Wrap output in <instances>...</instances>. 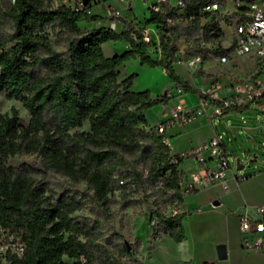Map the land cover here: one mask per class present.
<instances>
[{
	"label": "trees",
	"instance_id": "trees-1",
	"mask_svg": "<svg viewBox=\"0 0 264 264\" xmlns=\"http://www.w3.org/2000/svg\"><path fill=\"white\" fill-rule=\"evenodd\" d=\"M52 0H5L0 4V92L21 101L30 114L27 125L16 111L0 112V224L24 237L26 248L18 264H111L109 250L93 224L74 220L80 207L73 194L53 200L35 191L31 167L10 165L17 154L38 155L44 166L74 182L86 181L98 200L127 182L164 197L166 203L152 213L156 222L146 233L150 238L168 234L178 242L184 238L181 223L185 211L170 216L174 204L183 206L179 180L183 173L171 162L164 131L147 127L144 111L167 103L170 91L152 98L148 89H130L133 74L119 79L118 67L130 56L147 66L166 69L176 87L199 92L173 68L176 41L184 39L190 53L203 52L199 12L206 3L224 0H191L196 17L167 23L166 13H151L147 19L160 28L156 44L142 40L135 26L117 31L105 24L92 25L98 15H85ZM49 31L55 35L51 42ZM137 34V40L133 38ZM125 40L123 53L105 55L102 45ZM150 51L159 52L153 58ZM87 120L88 130H78ZM123 242L121 250L129 253ZM64 257L71 259L64 260ZM208 264V263H205Z\"/></svg>",
	"mask_w": 264,
	"mask_h": 264
},
{
	"label": "built area",
	"instance_id": "built-area-1",
	"mask_svg": "<svg viewBox=\"0 0 264 264\" xmlns=\"http://www.w3.org/2000/svg\"><path fill=\"white\" fill-rule=\"evenodd\" d=\"M14 2V0H9ZM139 3L151 13H166L167 23L187 21L195 18L194 9L190 8L191 0H138ZM116 5L112 0H63V3L73 10L85 15H98L102 19L91 20L90 24H104L117 31L128 29L130 21L125 17V12L131 10L135 0H117ZM120 2V3H119ZM199 12H208V16L201 15L200 24L213 19L216 25H209L203 36L201 29L200 45L206 48L207 56H213L217 62L229 61L232 55H248L254 58L251 71L244 76H234L228 82H221L218 78L208 81L206 89L197 93V104L190 107L179 100L167 106L168 112L165 120L160 122L158 131H165L169 124L185 123L200 114L214 117L225 111L250 108L257 106L264 111V0H224L206 3ZM148 18L139 26H135L143 41L155 43L159 50L160 28L154 26V32L147 25ZM137 40V34L133 33ZM175 55L172 64H183L192 74L196 73L206 57L203 52L190 53L189 45L184 39L175 43ZM185 93L182 87H176V95ZM172 95V92H170ZM174 95V94H173ZM208 108H211L208 110ZM208 153V157L204 154ZM192 158L201 165V171H193L188 175L183 174L179 180L181 193L188 194L215 182H225L226 172L229 168V158L219 135L212 136L206 142L195 147L183 150L171 157L172 163L179 160ZM211 160L212 164L207 165ZM184 211L181 204L172 205L167 214L178 215ZM255 215L249 213L238 214L240 226V241L242 248L257 253H264V204H256ZM156 217L152 218V224ZM26 241L23 236L8 226L0 224V264H18L17 260L24 255ZM202 264V263H199Z\"/></svg>",
	"mask_w": 264,
	"mask_h": 264
},
{
	"label": "rangeland",
	"instance_id": "rangeland-1",
	"mask_svg": "<svg viewBox=\"0 0 264 264\" xmlns=\"http://www.w3.org/2000/svg\"><path fill=\"white\" fill-rule=\"evenodd\" d=\"M4 1L0 0V4H3ZM112 1L119 6L117 0ZM59 3L60 1L58 0L50 2L51 6H56ZM132 7L131 10L125 12V17L132 25L139 26L146 18L150 17L149 10L141 5L138 0H135ZM147 25L149 27L152 26L151 23H147ZM151 29L154 32L153 28ZM49 38L51 42H55L56 40L55 35H52V31H49ZM123 41L125 40L105 42L102 45L104 54L109 56L114 53H123L125 51ZM110 46L114 50L111 51ZM147 52L153 58H159V52L150 51L149 48H147ZM253 65V57L244 54H231L229 61L220 64L216 63L213 56H207L201 65L204 70L194 73V76L183 64H175L174 71L182 77L189 79L187 81L194 88L201 89L207 85L205 81H209L212 76H217L221 82L226 83L234 76H244L252 70ZM123 73L134 75V90L149 89L150 96L154 98L158 93L162 95L165 89L170 92H172L171 90H175L174 86L169 88L171 79L168 74L163 73L160 66H147L140 63L137 57L130 56L124 61V66L122 67ZM185 94L193 97L196 96L194 103L197 104V92L187 91ZM262 100L264 101V97ZM184 103L186 104V102ZM13 110L16 111L17 120L20 124L27 125L29 123L30 114L21 101L9 98L4 92H0V112L12 113ZM167 112V108H161L155 113V116L167 114ZM203 115L206 116V114L198 116ZM225 120L222 122L217 120L215 123L218 127L217 135L220 136L227 149L230 164L228 172L236 173L238 177H241L245 173L264 170V148L257 147L255 143L260 142L264 146L263 109L257 106L254 111H237L234 117H231L230 121L233 124L248 129L247 134L239 132V140L225 128ZM175 123L169 125H174ZM147 127H149L148 123ZM255 127L259 128L258 132L250 129H255ZM77 129L88 130V121H83L82 125ZM202 136H204L203 133L196 138H201ZM237 159L244 165L243 168L237 169ZM7 163L10 165H29L32 168L31 175L35 191L48 197L50 200L62 194H73L80 204V207L72 213L73 219L81 220L86 224H93L98 227L99 238L109 250L112 259L111 264H144L150 245L158 239L147 237L146 233L151 229L152 211L155 208H161L166 203L163 196L150 190L141 191L127 182L124 186L109 192L106 200H98L94 196V190L89 183L86 181L74 182L60 172L46 168L41 158L36 154L21 153L13 155L8 159ZM256 191L251 201L264 204V188L259 187ZM168 209L169 206L165 211L167 212ZM123 242L128 244L129 253L122 252L121 246ZM159 258L164 260L166 264H173L161 253L159 254ZM64 260L70 261L71 259L64 257Z\"/></svg>",
	"mask_w": 264,
	"mask_h": 264
},
{
	"label": "crops",
	"instance_id": "crops-1",
	"mask_svg": "<svg viewBox=\"0 0 264 264\" xmlns=\"http://www.w3.org/2000/svg\"><path fill=\"white\" fill-rule=\"evenodd\" d=\"M104 22L103 20L102 23L104 24ZM123 45L125 50L129 48L128 42L123 41ZM112 50L114 48H111ZM137 60L140 62L138 58ZM215 61L219 63L216 59ZM123 66L124 62L118 67L119 79L130 75L122 74ZM161 70L163 73L168 74L165 68L161 67ZM203 70L201 67L197 72ZM192 76L194 75L192 74ZM182 78L189 80L184 77ZM213 78L218 77L212 76L211 79ZM205 83L207 85L201 89L208 87V81H205ZM169 85V88L174 86L175 90H171L172 96L167 103L159 102L144 111L149 126L158 125L166 119L167 114L155 116V113L161 108L165 109L168 105L175 104L183 99L187 107L191 108L196 105L194 103L196 96L193 97L185 94L187 91L182 96H177L175 84H172L170 81ZM130 89L134 90L133 80ZM165 92L166 89L163 91V94ZM162 95L158 93L155 98H161ZM210 109L208 108V110ZM254 110L250 108L232 109L212 118L204 115L197 116L185 123H175L174 125L166 126L164 141L170 148L171 154L195 147L206 142L212 136L217 135L218 127L215 122L217 120L222 122L226 118L225 128L239 140V132L247 134L248 129L233 124L230 121L231 117H234L237 111ZM250 129L259 131L258 127ZM202 133L204 136L196 138ZM255 143L257 147L264 148L260 142ZM204 156L208 157V153H205ZM211 164V160H208L207 165ZM177 168L185 175L193 171H201V165L192 158L182 159L178 163ZM229 170L230 164L225 176L227 188H224L221 182H215L183 195L185 215L182 217L181 223L184 228V238L178 242L174 241L168 234L158 238L150 245L144 264H166L164 260L159 258L160 253L173 264H264V253H257L242 248L238 221V214L240 213L255 215L254 207L258 203L251 201V199L259 187L264 188V170L245 173L241 177H238L236 173L228 172ZM220 246H224L225 249V254L222 257H220L218 252L221 248Z\"/></svg>",
	"mask_w": 264,
	"mask_h": 264
},
{
	"label": "water",
	"instance_id": "water-1",
	"mask_svg": "<svg viewBox=\"0 0 264 264\" xmlns=\"http://www.w3.org/2000/svg\"><path fill=\"white\" fill-rule=\"evenodd\" d=\"M243 164L242 163H240L239 162V159H237V169H240V168H243ZM221 248L219 249V255H220V257H222V256H224V254H225V249H224V246H220ZM128 248H129V246H128Z\"/></svg>",
	"mask_w": 264,
	"mask_h": 264
},
{
	"label": "bare ground",
	"instance_id": "bare-ground-1",
	"mask_svg": "<svg viewBox=\"0 0 264 264\" xmlns=\"http://www.w3.org/2000/svg\"><path fill=\"white\" fill-rule=\"evenodd\" d=\"M150 27L154 29V26H153V25H152V26H150ZM149 50H151V47H149Z\"/></svg>",
	"mask_w": 264,
	"mask_h": 264
}]
</instances>
